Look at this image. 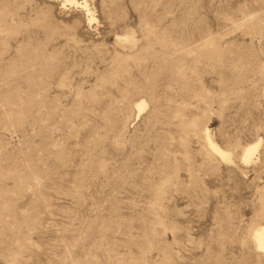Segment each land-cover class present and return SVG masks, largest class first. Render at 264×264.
I'll return each mask as SVG.
<instances>
[{
	"label": "rangeland",
	"instance_id": "rangeland-1",
	"mask_svg": "<svg viewBox=\"0 0 264 264\" xmlns=\"http://www.w3.org/2000/svg\"><path fill=\"white\" fill-rule=\"evenodd\" d=\"M65 1L0 0V264H264V0Z\"/></svg>",
	"mask_w": 264,
	"mask_h": 264
},
{
	"label": "bare ground",
	"instance_id": "bare-ground-1",
	"mask_svg": "<svg viewBox=\"0 0 264 264\" xmlns=\"http://www.w3.org/2000/svg\"><path fill=\"white\" fill-rule=\"evenodd\" d=\"M65 2L77 4L76 0H66ZM135 108H136L137 117H138L145 110L146 102L144 100L137 101L135 103ZM259 147H260V141L247 145L243 150L242 160L244 162H250L252 158L254 157V155L257 153ZM211 148L213 152L215 153V156L217 155L220 159H225V160L227 158L229 159V154L225 152L224 150H222L221 148H219L218 146L212 145ZM262 212H263L262 216L264 217V211H261L260 213ZM254 238H255V243H256L255 245L256 250H258L259 253L262 252L263 254L264 253V226L257 230L256 237L254 236Z\"/></svg>",
	"mask_w": 264,
	"mask_h": 264
}]
</instances>
